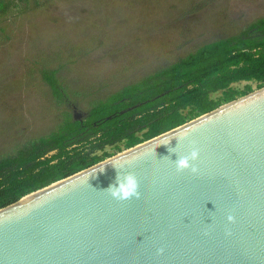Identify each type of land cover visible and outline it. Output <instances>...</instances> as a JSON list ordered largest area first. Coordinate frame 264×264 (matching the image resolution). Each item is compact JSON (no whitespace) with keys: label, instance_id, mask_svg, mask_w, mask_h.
<instances>
[{"label":"water","instance_id":"obj_1","mask_svg":"<svg viewBox=\"0 0 264 264\" xmlns=\"http://www.w3.org/2000/svg\"><path fill=\"white\" fill-rule=\"evenodd\" d=\"M0 264H264V86L0 208Z\"/></svg>","mask_w":264,"mask_h":264},{"label":"rangeland","instance_id":"obj_2","mask_svg":"<svg viewBox=\"0 0 264 264\" xmlns=\"http://www.w3.org/2000/svg\"><path fill=\"white\" fill-rule=\"evenodd\" d=\"M13 1L0 16V156L54 130L66 111L84 113L92 100L264 16V0ZM45 68L58 70L69 105L55 100Z\"/></svg>","mask_w":264,"mask_h":264},{"label":"trees","instance_id":"obj_3","mask_svg":"<svg viewBox=\"0 0 264 264\" xmlns=\"http://www.w3.org/2000/svg\"><path fill=\"white\" fill-rule=\"evenodd\" d=\"M17 5L0 0V16ZM57 73L45 68L42 78L69 105ZM263 86L264 16L92 100L84 113L66 111L54 130L0 156V208Z\"/></svg>","mask_w":264,"mask_h":264},{"label":"clouds","instance_id":"obj_4","mask_svg":"<svg viewBox=\"0 0 264 264\" xmlns=\"http://www.w3.org/2000/svg\"><path fill=\"white\" fill-rule=\"evenodd\" d=\"M198 156L197 152H193L191 159H196ZM177 168L179 170H184L191 168L188 157L179 158L177 161ZM192 171L195 173L197 170L192 168ZM139 182L135 174L129 173L125 181L120 179V171L118 170L114 182L107 188L105 191L111 194V196L117 200L126 201L132 197L140 198L141 193L139 192ZM230 221L233 217L228 218Z\"/></svg>","mask_w":264,"mask_h":264},{"label":"flooded vegetation","instance_id":"obj_5","mask_svg":"<svg viewBox=\"0 0 264 264\" xmlns=\"http://www.w3.org/2000/svg\"><path fill=\"white\" fill-rule=\"evenodd\" d=\"M76 114V113H75Z\"/></svg>","mask_w":264,"mask_h":264}]
</instances>
